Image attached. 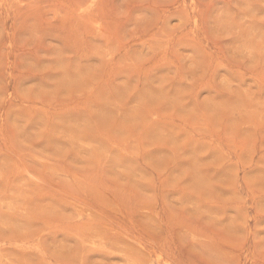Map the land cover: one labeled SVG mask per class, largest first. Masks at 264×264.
I'll return each mask as SVG.
<instances>
[{"label":"rangeland","instance_id":"374dc122","mask_svg":"<svg viewBox=\"0 0 264 264\" xmlns=\"http://www.w3.org/2000/svg\"><path fill=\"white\" fill-rule=\"evenodd\" d=\"M0 264H264V0H0Z\"/></svg>","mask_w":264,"mask_h":264}]
</instances>
